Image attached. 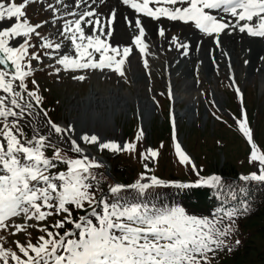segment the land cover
<instances>
[{
    "label": "snow or ice",
    "instance_id": "obj_1",
    "mask_svg": "<svg viewBox=\"0 0 264 264\" xmlns=\"http://www.w3.org/2000/svg\"><path fill=\"white\" fill-rule=\"evenodd\" d=\"M43 2L51 17L32 24L26 9L41 0H0V22L9 25L0 28V66H4L0 68V231L14 229L11 234L15 235L31 227L43 233L35 243L31 232H27L26 243L16 241L19 254L6 248L7 237L0 236V264H211L218 251H230L226 240L233 229L224 221L234 222L240 210L221 209L208 219L187 214L183 207L155 204L148 190L166 184L155 175L142 173L131 184L109 186V195L101 193L97 198L103 174L96 170L102 167V161L86 154L81 144L113 153H131L136 144L127 142L121 146L88 133L73 136V127L58 126L47 118L41 108L39 85L33 79L30 89L27 79L34 74L32 61L40 64L44 57L64 70L108 69L123 77V66L134 51L141 56L151 52L141 17L192 23L201 33L214 37L217 45L218 34L226 28L264 37V0H121L136 14L134 19L124 17L134 35L131 46L122 51L106 42L116 18L115 10L108 14L98 11L106 0ZM219 12L233 19H225ZM254 19L258 21L256 25L251 23ZM47 24L58 27L42 34L39 30ZM159 36H166L164 27L159 28ZM170 43L176 50L183 49L182 55H188L189 44L178 36H171ZM65 48L70 52L64 53ZM94 54H99L98 60ZM143 65L148 67L147 59ZM54 71L58 75L61 68L54 67ZM85 78L74 77L81 81ZM236 91L239 93V88ZM42 116L46 119L39 123ZM237 123L251 145L250 162L259 163L258 172L240 179L264 182V153L253 142L246 112ZM62 144H67L66 151L76 157L61 155ZM49 149L52 157L46 155ZM175 151L181 164L191 163L179 143ZM157 155V151L148 149L143 159ZM60 164L66 165V171H54ZM144 168L148 170L147 163ZM197 184L220 190L226 187L216 175L200 178ZM192 186L175 184L181 189ZM232 195L235 197V193ZM81 212L84 214L78 215ZM16 218L22 223H16Z\"/></svg>",
    "mask_w": 264,
    "mask_h": 264
},
{
    "label": "rangeland",
    "instance_id": "obj_2",
    "mask_svg": "<svg viewBox=\"0 0 264 264\" xmlns=\"http://www.w3.org/2000/svg\"><path fill=\"white\" fill-rule=\"evenodd\" d=\"M16 2L19 3L21 0H16ZM45 9L46 4L42 1L29 5L26 15L30 23L48 21L51 14ZM56 27L47 24L39 31L42 34H49L54 32ZM230 31V34L222 31L221 39L235 40L242 55L240 62L234 51L223 46V41L220 39V50L212 45L205 50L209 52V57L207 56L205 60H201L199 48V50L196 48L189 50L188 55L185 56L187 67L181 63H184L185 59L177 57L179 64H182L180 71L183 72V75L177 77L175 74L169 76L162 60L159 57L156 58L161 53L158 50L157 54L151 50L149 56L143 57L141 62L144 59L148 60L147 68L140 62L139 64L143 66H132L130 60H126L123 66V77L108 69L76 72L64 70L62 66L55 65V62L47 57H44L40 64L32 61L34 68L32 80L34 79L39 85L38 92L42 97L41 108L47 112V118L58 126L63 125L67 128L72 126L73 135L77 138L88 133L97 135L101 141L116 142L121 146L127 142L136 144V149L131 153L101 151L93 145L81 144V147L92 152L97 159L100 157L104 160L103 164L107 171L112 172L113 166L117 174H122L125 179L129 175L132 179L134 173L137 172L145 175L153 173L157 178L188 179L186 176L190 170L195 175L201 172L204 174L220 173L224 172L222 169L226 166H232L236 172L243 174L258 172L259 163L250 162L251 145L239 131L237 120L241 119L243 113L246 112L253 142L258 150L264 153V74L262 73L264 65L258 64L261 56L258 53L255 54L257 60L254 64L252 57H246L251 46H261L258 42H263V39L252 43L250 39L240 37L236 28ZM234 32L239 35H235ZM188 34L190 39L191 34ZM18 39L22 42V38ZM207 41L213 43L209 39ZM33 42L36 41L33 40ZM171 47L165 46L163 51L170 55ZM63 52L69 53L70 48L63 49ZM253 52H255L254 49H252ZM71 54L75 55L74 51H71ZM211 54L215 61L211 62ZM194 57L198 60L197 62L189 60ZM235 59L236 62H234ZM247 64L254 67L252 76L248 74ZM54 67L61 68L58 75ZM79 75H84L86 78L83 81L74 79ZM174 76L177 81L171 90L168 79L169 77L175 78ZM165 81L170 92L174 94V98L171 99V109L172 112L175 110L176 115L174 120L171 115H167V110L165 111V104L166 109L170 106V103H166L163 99L167 89ZM29 82L27 80L31 89L33 85ZM185 82L189 85L186 90L183 85ZM236 88H239V93ZM92 89H99L102 93L107 89H119L124 96L126 95L125 99L128 104L123 106L120 99L115 98L116 100L111 99L108 108L93 107L87 101L88 93ZM174 100L181 101L178 109L173 107ZM156 101L158 107L155 105ZM76 103L80 106L72 110V105ZM145 103L147 106L144 105ZM188 107L189 112H185ZM148 110L151 112L146 117ZM111 114L113 115L110 117ZM28 119L26 117L25 122ZM45 119L42 116L38 122L43 123ZM144 119H146L145 123ZM25 130L31 136V131L27 128ZM177 143L189 156L191 163L183 165L179 162L178 156L175 158L172 155L170 149ZM61 148L66 150L68 145L62 144ZM148 149L157 151L155 161L152 158L143 159V154H147ZM145 163L148 165L147 171L144 168ZM196 198L200 200L201 195H197ZM15 222L22 223V220L16 218ZM30 223L35 224L34 221ZM249 226L248 228L253 229L254 233L251 230L253 234L246 243L248 246L240 248L241 256L225 264H264V233L262 232L264 229L257 232L261 226L264 227V219H258L256 223ZM12 231L14 229H10L4 235L7 237L4 245L6 248H10L16 241L21 243L27 241L23 231L15 235L11 234Z\"/></svg>",
    "mask_w": 264,
    "mask_h": 264
},
{
    "label": "trees",
    "instance_id": "obj_3",
    "mask_svg": "<svg viewBox=\"0 0 264 264\" xmlns=\"http://www.w3.org/2000/svg\"><path fill=\"white\" fill-rule=\"evenodd\" d=\"M47 155V154H46ZM52 157V156H51ZM190 170V169H189ZM224 172H218L221 177V183L226 187L223 190L213 187V193L209 199L206 198L207 191L198 190H187L185 188H152L149 189V198L153 200L155 204L161 206H179L185 208L187 214L194 215L198 218H208L211 219L209 213L211 209H221L231 210L233 208L240 210L239 214L234 218V222L225 219L224 223H231L232 233L227 238L226 243L231 246V250L227 248L220 250L216 253V257L211 259V264H225L227 261L238 257L239 251L244 248L247 241L254 233V230L249 225L256 223L258 219H264V183L256 181H242L235 178L236 171L231 167L226 166L222 169ZM98 173L102 174V169L96 170ZM116 170H114L115 173ZM138 174L134 173V177L131 179L130 175L125 179L122 174L117 176L112 174L113 178L122 184H131L132 181L138 179ZM204 173L201 172L200 176ZM199 175V174H198ZM198 175H195L193 171L190 170L189 174L186 176L187 180H197ZM168 180H173L172 178H167ZM181 180V179H180ZM111 180L103 175L101 184L98 186L101 192L111 185ZM98 192L97 194H100ZM235 193V197L232 195ZM201 195V199H197L196 196ZM247 211H243L244 208ZM55 217L53 218V220ZM256 220V221H255ZM255 221V222H254ZM249 223V225L247 224ZM248 225V226H247ZM263 230L264 227L261 226L257 232ZM253 230V233L252 231ZM264 233V231H262ZM239 241V243H237ZM241 248V249H240ZM241 256V255H240Z\"/></svg>",
    "mask_w": 264,
    "mask_h": 264
},
{
    "label": "bare ground",
    "instance_id": "obj_4",
    "mask_svg": "<svg viewBox=\"0 0 264 264\" xmlns=\"http://www.w3.org/2000/svg\"><path fill=\"white\" fill-rule=\"evenodd\" d=\"M111 10H115L116 18L113 21L112 25L110 26V30H111L112 34H111V36L106 38V42L108 44H110L111 46H113V47L119 48L122 51L123 47L131 46V42L129 43V40L131 39V41H132V38H133V35H134L133 29L128 26V24L125 21L124 17L127 16L129 19H134L135 14L131 13L128 10L122 9L120 7L119 3H118V0H117V4H114V1H112V0H107L104 4H102V5H100L98 7V11L100 13H103V14H108ZM225 19H229L230 20L231 18L229 16H226ZM142 24L145 26V30H146V33H147V42L149 43L152 52H155L156 54H157L158 51L161 52L156 58L159 57V59L162 60V62L164 63L165 68L167 69V72L169 73V76H170V74H172V75L175 74L176 77L180 76V75H183V72L180 71V68L182 67L181 66L182 64L181 65L179 64V62L177 61V57L185 58V56L182 55L183 49L176 50L174 48V46L170 43V37L171 36H173V35L178 36L179 40L181 42L188 43L189 44L188 53H189V50H193L194 48H196V49L199 48L201 50L200 51L201 60L207 59V56L209 57V52L208 51L205 52V50L209 49L212 45H213L212 47L215 46L213 43H209L207 41L208 39L206 37H203V36L199 37L196 34H194L193 31L187 30V26H185V27H180V26L176 27V26H173L172 24H167V23L156 24V23L150 22L149 20H144V19H142ZM4 26H7V25L4 22H0V27L2 28ZM160 27H164L166 29V36L165 37H160L159 36V28ZM229 29L232 30V28H229ZM187 33L191 34L190 39L188 38ZM234 33H235V35H239L236 32H234ZM231 35H233V34H231ZM231 35H228V36H231ZM240 37L246 38L241 33H240ZM211 40H213V38H211ZM247 40H249V39L247 38ZM222 41H223L222 45L226 46L227 48L232 49L234 51V53H235V56H236L237 60L240 62V59H241L242 55H241V52H239L238 45H236L235 42H234L235 40H226V39H224ZM250 41L253 43L254 41H258V40L250 39ZM219 44H220V41H219ZM13 46H18V44H14ZM165 46H168V48H169V46H172L171 47L172 51H170L171 52L170 55H168L167 53H165V51H163L165 49L164 48ZM220 47H221V44H220ZM215 48H217V47L215 46ZM252 49H254L255 52L252 53ZM155 53H154V55L156 56ZM256 53H258V55H262L263 63L261 62L260 64L264 65V49L261 46L252 45L251 48H250V52H249V54L246 55V57H250V58L252 57L253 64H254V63H256V60H257V57L255 55ZM135 55H136L135 52H133L131 54V56L129 58L130 64H132V66H134V65H142V64H139V60L137 58H135L136 57ZM191 55H193V54L191 53ZM215 56H216V54H215ZM189 60H193V61H196V62L198 61L196 59V57L190 58ZM234 62H236V59L234 60ZM247 66H248V69H247L248 74H249V76H252L253 71H254V67L253 66H249L248 64H247ZM262 73L264 74V70H262ZM176 77L175 78L169 77V79H168L169 88L171 90H173L174 84L177 81ZM138 80H139V78H138ZM135 82H137V81H135ZM183 85H184V90H186L189 87L187 82H185ZM125 97H126V95L124 96V93L120 92L119 89L118 90L117 89L116 90L107 89L103 93L100 92L99 89H92L88 93L87 101H88V103H90L91 106L96 107V108L99 109L102 106H104V108H106V107L108 108V104L109 105L111 104L110 103L111 99H115V98L120 99V101L122 102L123 106H126L128 103L126 102ZM178 104H179L178 101H176V100L173 101L174 109H175V107H177ZM144 105L147 106L146 103ZM79 106H80L79 103L73 104L72 105V110L77 109ZM190 110H191V108H190ZM150 112H151L150 110H148L146 112V117H147V114H149ZM185 112H189V107L187 108V110ZM112 115L113 114H111L110 117ZM183 115H181V117ZM145 120L146 119H144V123H145ZM62 127L67 128V126H63V125H62ZM86 154L90 155L91 157H95V155L92 152H90L89 150H86ZM98 160L100 161V159H98Z\"/></svg>",
    "mask_w": 264,
    "mask_h": 264
},
{
    "label": "water",
    "instance_id": "obj_5",
    "mask_svg": "<svg viewBox=\"0 0 264 264\" xmlns=\"http://www.w3.org/2000/svg\"><path fill=\"white\" fill-rule=\"evenodd\" d=\"M4 67V66H3ZM9 69H10V67H9Z\"/></svg>",
    "mask_w": 264,
    "mask_h": 264
}]
</instances>
